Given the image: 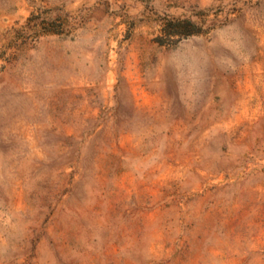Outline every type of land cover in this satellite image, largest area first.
<instances>
[{
	"label": "rangeland",
	"instance_id": "rangeland-1",
	"mask_svg": "<svg viewBox=\"0 0 264 264\" xmlns=\"http://www.w3.org/2000/svg\"><path fill=\"white\" fill-rule=\"evenodd\" d=\"M0 264H264V0H0Z\"/></svg>",
	"mask_w": 264,
	"mask_h": 264
}]
</instances>
